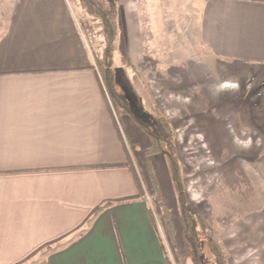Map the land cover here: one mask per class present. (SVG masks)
<instances>
[{
    "label": "crops",
    "instance_id": "crops-1",
    "mask_svg": "<svg viewBox=\"0 0 264 264\" xmlns=\"http://www.w3.org/2000/svg\"><path fill=\"white\" fill-rule=\"evenodd\" d=\"M112 1L131 71L157 20L176 21L204 52L264 79V0ZM70 3L0 0V264H170L131 169L152 178L162 205L157 156L131 116L110 109L77 16L92 12ZM162 209L182 253L183 225ZM232 215L220 238L228 264H264V209Z\"/></svg>",
    "mask_w": 264,
    "mask_h": 264
},
{
    "label": "rangeland",
    "instance_id": "rangeland-1",
    "mask_svg": "<svg viewBox=\"0 0 264 264\" xmlns=\"http://www.w3.org/2000/svg\"><path fill=\"white\" fill-rule=\"evenodd\" d=\"M102 11L108 14L109 7ZM111 11L107 18L118 27L117 10L113 6ZM77 16L90 35L95 58L110 62L124 100L116 115L122 112L152 130L161 119L169 123L188 209L202 215L211 237L222 245L221 233L228 229L232 214L264 209V79L260 70L215 59L200 48L195 31L176 21L170 30L163 29L156 17L155 45L144 46L142 68L131 71L118 53L122 38L117 37L115 50L104 56L107 46L100 22L86 20L82 12ZM153 166L162 205L170 209L175 224L183 225L167 158L157 156ZM144 175L141 181L148 190ZM147 204L168 261L180 264L178 255H185L187 248L181 253L168 239L162 205L153 199ZM205 246L203 260L213 264Z\"/></svg>",
    "mask_w": 264,
    "mask_h": 264
},
{
    "label": "trees",
    "instance_id": "trees-1",
    "mask_svg": "<svg viewBox=\"0 0 264 264\" xmlns=\"http://www.w3.org/2000/svg\"><path fill=\"white\" fill-rule=\"evenodd\" d=\"M82 8H86L88 11L91 10L93 18L97 19L100 22L101 35L104 37L106 42V50L105 53H109V51H113L116 48V38L118 36L117 25L116 22L111 24L110 21L112 19L107 18L109 15H112L113 1L112 0H81ZM108 6L109 13H105L102 11V8ZM95 7L97 8L96 12H93ZM108 41V42H107ZM106 59V58H104ZM110 62L103 63V59L94 60V68L97 71L98 78L101 82V87L106 95V99L109 103L110 109L113 110L114 113L117 106H123L124 100L122 99L120 93L117 90V85L113 80V76L111 73ZM123 109V108H122ZM120 110V109H119ZM145 133L150 141V146L146 150L147 157L150 156H159L164 155L170 167V172L174 181L175 189L177 192L178 202L180 205V215L183 222L184 228V240L187 248V253L185 255H178V260L180 264H205L202 257V249L205 245L207 250L212 258L213 264H227V260L225 257V253L223 250V246L216 242L215 239L211 237V231L208 225L205 223L204 218L199 212H193L188 209V199L185 194L184 187L182 186V179L180 168L177 163L176 158L172 153L173 148V133L169 123L166 120H160L158 125L156 126V130L149 129L147 125L144 123L135 120L134 121ZM131 169L134 174V178L138 189L140 191V195H144V190L141 184V181L137 175V172L133 166ZM148 190L149 196L155 203L161 205L159 198L155 192V183L150 176H148ZM105 206H102L95 210L94 215L98 214L101 210H103ZM162 209V208H160ZM150 210V209H149ZM162 211V216L164 220V225L166 226L168 239L173 243V239L171 237V232L169 228V223L167 222V211ZM150 214L152 215L151 211ZM153 218V217H152ZM202 239H200V236ZM205 244V245H204Z\"/></svg>",
    "mask_w": 264,
    "mask_h": 264
},
{
    "label": "built area",
    "instance_id": "built-area-1",
    "mask_svg": "<svg viewBox=\"0 0 264 264\" xmlns=\"http://www.w3.org/2000/svg\"><path fill=\"white\" fill-rule=\"evenodd\" d=\"M140 177V176H139ZM140 181H141V177H140ZM143 181V180H142ZM141 181V184H142V187H143V190H144V197H145V200L147 201V202H150V200H151V197L149 196V193H148V191H147V188L145 187V185H144V182H142ZM150 210H151V208H150ZM157 220V219H156ZM156 223H157V225H158V221H156Z\"/></svg>",
    "mask_w": 264,
    "mask_h": 264
}]
</instances>
